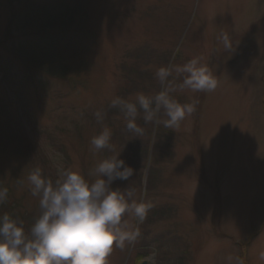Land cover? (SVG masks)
<instances>
[{
	"label": "rangeland",
	"instance_id": "374dc122",
	"mask_svg": "<svg viewBox=\"0 0 264 264\" xmlns=\"http://www.w3.org/2000/svg\"><path fill=\"white\" fill-rule=\"evenodd\" d=\"M17 6L0 0V186L10 188L21 212L40 215L39 197L27 180L33 169L52 174L53 182L71 169L91 182L88 173L97 162L120 153L134 176L112 187L134 188L135 199L151 205L150 218H123L140 236L123 249L114 245L107 264L166 260L156 247L159 236L167 239L166 252H173L169 264L181 257L185 264H236L249 238L248 263L264 264V0H31L25 11L40 26L45 12L70 10L72 18L62 30L36 36L37 25L26 37L8 40ZM223 32L231 52L218 39ZM46 36L56 60L47 66L44 58L35 72L24 65L22 51H9ZM192 58L208 66L217 88L180 90L182 76L170 78L176 88L171 97L194 103L196 111L176 130L140 119L149 149L145 165L135 168L127 133L106 124L105 116L97 123L94 113L120 91L129 101L156 95L157 69ZM103 127L112 133L114 150L94 153L90 140ZM153 171L156 179L148 187ZM161 209L163 219L156 214Z\"/></svg>",
	"mask_w": 264,
	"mask_h": 264
},
{
	"label": "clouds",
	"instance_id": "9594fccd",
	"mask_svg": "<svg viewBox=\"0 0 264 264\" xmlns=\"http://www.w3.org/2000/svg\"><path fill=\"white\" fill-rule=\"evenodd\" d=\"M218 39L225 52L233 51L228 33H221ZM181 76L180 90L212 92L218 86L208 66L192 58L180 66L157 69L161 90L156 95L141 93L134 101L115 97L110 107L123 114L126 129L136 137L144 133L138 119L176 130L196 111L194 103H180L170 95L176 91L170 78ZM94 116L97 123H103L102 111L97 110ZM111 136L110 129L103 127L90 140L93 152H112ZM88 175L94 177L91 182L79 172L65 169L53 182L44 178L39 168L30 172L27 180L32 195L39 197L40 215L28 231L18 218L0 215V264H107L114 245L123 249L140 236L139 228L130 227L123 218L127 215L143 222L151 205L138 202L132 187H112L117 180L128 182L134 176L133 167L118 153L97 162ZM7 197L8 188L0 186V204ZM259 258L264 260V251ZM236 264L243 261L237 259Z\"/></svg>",
	"mask_w": 264,
	"mask_h": 264
},
{
	"label": "trees",
	"instance_id": "16d2710c",
	"mask_svg": "<svg viewBox=\"0 0 264 264\" xmlns=\"http://www.w3.org/2000/svg\"><path fill=\"white\" fill-rule=\"evenodd\" d=\"M31 0H9V4L11 5H18V14L14 17L16 20H25V19H28L27 23L25 24V26H30V27H37L39 21H38V18H35L36 20H33L31 18H27V14L26 12H23L22 10L24 8H26L27 6H29V2ZM66 10L64 11H60L58 12V16L56 18V22L53 21L51 18L49 17H45V19H47V24L46 22L45 23H42V25L40 26V24L38 25L37 29L39 28L40 26V32L39 33H36V36H39V35H42L40 33H42V31L44 29H51V28H54V27H58L59 29L64 26L65 24H62L60 25L57 21L59 18H66L69 20V18L72 17V13L67 11L65 12ZM20 16H23V17H20ZM20 18V19H19ZM55 18V16H54ZM28 26V28L30 30H32V28H30ZM45 26V27H44ZM43 27V28H42ZM16 29H18V27H16ZM36 29V30H37ZM39 30V29H38ZM41 37V36H40ZM25 48V49H24ZM38 49H42V47L40 45H38L37 43L33 42V41H27L26 44H23L22 47H20V49H16L15 51H13L12 53L17 56V54L20 55V52L22 51L23 52V56L26 55V59L24 60V65L32 72H35L36 70H38L39 67L38 64H40L41 62L38 60V58H36V54H38ZM26 52V53H25ZM46 58H50V55H46L45 56ZM50 61H47V62H44L42 64H46L47 66L51 65L54 60H56V58L54 59H49ZM39 62V63H38ZM146 88V86H145ZM143 91L144 88H143ZM120 95H123L124 92L123 91H120ZM121 98V97H120ZM104 116L106 118V121L110 122V126H112L113 128H115L114 130H119L117 127L121 128L122 129V132H126L127 134V145H128V148H127V152H128V159H131V163L133 165H135V168H139L141 167V165H145V160L147 159V154H148V140L144 139L143 137L139 136V137H136V135L134 133H131L129 132L127 129H126V121H124L123 118H119L120 117V112L115 109V108H111L110 107V104H108L105 108H104ZM122 114V113H121ZM140 119H138V124L141 125V123L139 122ZM42 172V171H41ZM13 176L14 177H17V170L13 171L12 172ZM42 175L44 176V178H47V179H51L52 180V177L53 175L50 174L49 176H46V174H43L42 172ZM8 188V197H7V200L4 204H0V215H3L5 213L9 214L11 217L13 218H18L19 220H21L23 222V225H24V228H25V231H28L30 229V227L32 226V224L34 223L35 219H34V216L32 214H24L23 212H21L20 210V207L18 205V203L16 202H13L12 199H11V194H10V188L8 186H5ZM157 214V217L158 218H164L163 216V212H159L158 211L156 212ZM148 218H150L149 216H147ZM147 217L145 218V220L147 219ZM144 220V221H145ZM156 219H153L151 222H147V223H144L143 224V227L144 225H149L150 223L154 222ZM158 248L160 250V252L162 254H164V252L166 253L164 256L166 257V260H163V261H160L159 263H163V264H169L167 263L168 262H172L173 259H174V256L172 258H168L171 256L170 254V251L169 252H166V250L164 249L165 247V242L167 241V239H164L162 236H159L158 237ZM176 243V242H174ZM158 263V264H159ZM182 263L183 264V258L181 257L180 260L178 261L177 264H180Z\"/></svg>",
	"mask_w": 264,
	"mask_h": 264
}]
</instances>
